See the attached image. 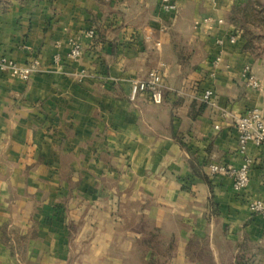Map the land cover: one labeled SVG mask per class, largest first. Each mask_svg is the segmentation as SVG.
I'll list each match as a JSON object with an SVG mask.
<instances>
[{"label": "crops", "instance_id": "1", "mask_svg": "<svg viewBox=\"0 0 264 264\" xmlns=\"http://www.w3.org/2000/svg\"><path fill=\"white\" fill-rule=\"evenodd\" d=\"M234 2L179 0L165 12L159 0H0V56L43 65L29 80L0 73V264H204L188 256L194 241L214 264L248 242L264 264V216L252 209L264 204V149L242 151L235 126L264 109V53L243 33L218 44L238 30ZM200 16L222 22L208 35ZM58 39L81 40V58L55 67ZM160 62L155 104L135 82ZM209 160L249 164V186L211 177Z\"/></svg>", "mask_w": 264, "mask_h": 264}, {"label": "built area", "instance_id": "2", "mask_svg": "<svg viewBox=\"0 0 264 264\" xmlns=\"http://www.w3.org/2000/svg\"><path fill=\"white\" fill-rule=\"evenodd\" d=\"M179 0H159L162 11L169 12L178 9ZM222 22L212 16H200L194 20V26L199 31L210 35L213 31L214 25ZM243 31L238 29L232 33L228 39L220 38L218 44L222 45L225 41L235 43L238 35ZM84 35L86 38H94L97 35L95 29L85 28ZM146 39H153L154 33L151 30L145 32ZM156 47H161V42H155ZM67 47V51H66ZM83 52L82 41L78 39H58L55 50L51 54V62L55 67L61 68L65 65L66 59L77 61L81 58ZM221 60V56L217 57V61ZM165 63L160 62L157 67L152 68L148 76L135 82L136 89L146 94L150 100L155 104H160L165 98ZM43 71L42 61L39 57L30 59L26 63H19L11 59L7 55L0 56V73L9 74L18 77L22 80H29L34 75ZM253 67L248 65L244 68V76L247 80V85L251 88L260 89L262 87V80L258 78L253 72ZM214 94L213 88H208L204 92V100L210 101ZM236 130L238 133L239 147L242 151H246L250 143H255L257 146L264 149V109L253 107L248 108L244 113L236 117ZM208 174L211 177L218 175H226L233 180L234 189L237 191L243 190L249 186V164H244L242 167H235L223 161L209 160L207 163ZM254 212L260 213L264 216V204L258 201L252 205Z\"/></svg>", "mask_w": 264, "mask_h": 264}, {"label": "trees", "instance_id": "3", "mask_svg": "<svg viewBox=\"0 0 264 264\" xmlns=\"http://www.w3.org/2000/svg\"><path fill=\"white\" fill-rule=\"evenodd\" d=\"M230 20L243 31L244 37L248 40V47L258 56L261 47L257 43L264 40V2L262 0H235ZM195 102L194 104L197 105L198 101ZM204 108L205 104L200 103L199 111L195 115L203 112ZM176 139L182 147L186 148L181 138ZM234 251L232 259L223 264H252L255 256L259 253L257 247L248 242L238 244ZM188 256L204 264H214L212 253L205 243L197 244L194 241V244L192 243L188 249Z\"/></svg>", "mask_w": 264, "mask_h": 264}, {"label": "rangeland", "instance_id": "4", "mask_svg": "<svg viewBox=\"0 0 264 264\" xmlns=\"http://www.w3.org/2000/svg\"><path fill=\"white\" fill-rule=\"evenodd\" d=\"M257 44H259V46L261 47V49H260V52H259V54H258V56L259 55H261V54H263L264 53V40L263 41H261V42H258ZM254 70V69H253ZM254 73H255V71H253ZM255 75L257 76V74L255 73ZM258 77V76H257ZM259 78V77H258Z\"/></svg>", "mask_w": 264, "mask_h": 264}]
</instances>
